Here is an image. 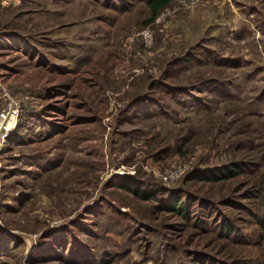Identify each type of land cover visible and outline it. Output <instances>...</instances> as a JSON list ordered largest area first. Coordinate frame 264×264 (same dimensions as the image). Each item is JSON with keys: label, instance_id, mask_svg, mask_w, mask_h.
<instances>
[{"label": "rangeland", "instance_id": "374dc122", "mask_svg": "<svg viewBox=\"0 0 264 264\" xmlns=\"http://www.w3.org/2000/svg\"><path fill=\"white\" fill-rule=\"evenodd\" d=\"M149 1L0 0V264H264V0Z\"/></svg>", "mask_w": 264, "mask_h": 264}, {"label": "trees", "instance_id": "16d2710c", "mask_svg": "<svg viewBox=\"0 0 264 264\" xmlns=\"http://www.w3.org/2000/svg\"><path fill=\"white\" fill-rule=\"evenodd\" d=\"M167 1L168 0H150L148 2V7L150 9L149 21H153L155 19L158 12L167 3ZM190 61H192V57L185 56V58L178 60V62H175L174 65H180L181 63L184 64ZM220 62L222 65H227L231 67L236 66L233 61H229L228 59L220 60ZM140 100H141L140 102L138 101L139 103H136V111L144 109L145 107L149 106V104L154 103L151 100V98L149 100V98L147 97L142 98ZM144 103L147 105L145 106ZM241 170H242V166H240L239 163L230 162L221 166H216L213 168H208L206 170H201V172L198 173L197 178L207 179L210 181H217V180L231 178L237 175ZM260 186L261 187L258 189V191L261 194L264 193V177L262 179ZM126 189L143 199H149L152 197L151 193H148L145 190H141L137 186H132V184L130 186H127ZM183 197L184 195L182 194L178 196H173L172 198L168 199V201L161 200V205L163 206V209L174 211L176 213H179V215H183V217L187 218V215L184 214V211L187 208V203L182 202ZM263 214H264V205H263ZM262 225L264 226V223H262Z\"/></svg>", "mask_w": 264, "mask_h": 264}, {"label": "built area", "instance_id": "2783aa9c", "mask_svg": "<svg viewBox=\"0 0 264 264\" xmlns=\"http://www.w3.org/2000/svg\"><path fill=\"white\" fill-rule=\"evenodd\" d=\"M148 37V34H145ZM1 108H0V146L5 142L8 133L11 132L18 120L19 113L21 111L20 103L17 100H13L7 94H2L0 96ZM185 170L180 169L169 174L163 175V179L166 182H171L177 179L181 173Z\"/></svg>", "mask_w": 264, "mask_h": 264}]
</instances>
